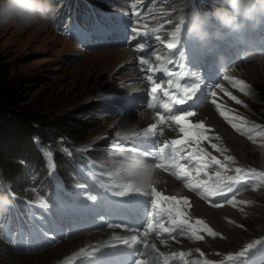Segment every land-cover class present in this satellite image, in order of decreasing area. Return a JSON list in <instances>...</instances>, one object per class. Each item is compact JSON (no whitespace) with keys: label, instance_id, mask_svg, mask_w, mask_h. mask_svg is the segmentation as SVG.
Wrapping results in <instances>:
<instances>
[{"label":"rangeland","instance_id":"obj_1","mask_svg":"<svg viewBox=\"0 0 264 264\" xmlns=\"http://www.w3.org/2000/svg\"><path fill=\"white\" fill-rule=\"evenodd\" d=\"M211 1L212 8L217 0ZM52 4L54 15L45 23L26 29H18L11 25L0 27V48L8 57L7 63L10 65L11 73L22 77L27 86L24 95L27 106L51 119L70 116L78 122L83 139L76 141L68 134H64L57 139L59 145L55 143L51 147L49 144H40L39 148L52 172L57 171L53 159L56 152L68 158H72L71 154L77 159L79 155L92 158L90 166L93 169L83 167V174L87 177H78V180L70 184L73 188L70 190H74L78 198L71 203L75 208L85 209L90 206L89 204L96 203L100 199L101 191L107 190L101 187V183L105 185L113 183V180L105 175L113 160L134 156L150 164L156 161L154 155L142 158L141 151L139 153L129 151L137 148L138 143L142 141L140 140L142 135H135L145 132L137 127L138 117L147 112L150 98L148 90L138 89L140 70L143 81H147L148 66L140 64L141 58L150 57L144 56L148 49H142L144 52L140 49V44L143 43L145 46L147 42L135 36L139 30L155 27L157 24H152L153 18L165 9H175L178 13L181 12L182 7L174 8L173 0H52ZM73 7L75 11L71 10ZM94 12L105 16L108 22L113 24L111 33L104 36L93 35L86 29L87 40L72 38L68 32H72L75 24L82 22L84 16L89 17ZM147 14L152 15V18L144 19ZM231 51L234 53L230 54ZM164 53L161 51L160 55ZM229 54L228 64L223 69L217 67L219 72H213L219 77L218 84L207 87L205 93L208 103L216 107L219 118L235 139L225 140L202 120L194 122H204L205 127L211 129V133L217 136V140L213 142L216 148L207 145L211 148V157L231 156L236 165L264 171V93L258 88V83H256L257 88L253 89L254 85L250 78L248 79L251 83H246L250 85L245 90L247 95L239 86H234L235 80H231L227 85L223 83L224 71L233 70L241 62H246L241 58L240 51L234 47L228 51ZM233 96L236 99H232ZM237 100L241 103H237ZM113 102L114 106H112ZM222 112L225 115H221ZM232 124L248 125L257 129L254 134H250L252 139H249L250 135L245 133H242L245 136L242 135L239 130L232 127ZM175 131L181 136L179 130ZM156 132L160 131L156 130ZM164 135L162 132L157 133L155 144L164 141ZM145 151L152 153V148ZM188 151L189 149H185V152ZM60 178L56 176L55 184L51 181L49 185L40 179L27 188L31 198L28 196L25 198L32 201L38 209L39 212L36 211L40 216L38 221L55 216V202L62 200V197L60 192H54L49 187L52 184L58 186L61 182ZM117 179H121L120 175ZM182 187L183 194L174 195L163 190L160 192L155 183L152 184V188L156 191L165 193L162 196L174 195L180 200L187 197L190 205L182 204L181 211L187 214L190 222L195 223L196 220L202 219L221 235L210 237L207 232L201 231L199 234L203 235L204 239L200 241L189 238L190 234L184 235L162 243V249L167 251L165 255L184 252L189 264H193L196 260L215 264L224 261L229 255L235 258L247 245L260 239L264 234V188L249 191L234 199L233 204L221 203V207H215L204 202L200 196L191 195L192 190L188 187L184 185ZM16 190L19 195L22 194L19 189ZM146 190L151 191V188ZM114 191L115 189L108 194H114ZM89 195H96V200H90ZM151 199L155 200V193L152 194ZM40 201L46 203L47 207H43ZM3 217L4 215L0 216V225L4 224ZM94 217H90L91 222H89L87 217L75 215L72 218L78 220L77 228H63L61 237L55 233L51 234L48 246L36 252L26 251L21 246L18 248L22 250L16 249L14 241L3 239L0 235V264H11L10 259L13 257L21 258L23 264H57L70 256L62 249L67 242L80 240L89 232L94 234L97 230L104 229V222L96 217V220L101 221L102 226H99L98 223H94L92 219ZM148 218L153 220L151 209ZM57 219L55 221H58ZM84 219L87 222H84ZM32 222L31 220V224ZM133 222L136 227L124 226L131 232L141 231L144 234L147 224L144 223L141 227L138 218H133ZM118 224L120 223L117 222L115 225ZM56 251L58 254L53 259H49ZM110 251H112L110 248H103L100 254ZM84 255H77L74 264H92L89 260L82 259ZM153 255L158 254L153 253ZM172 258L175 260L174 258L177 257ZM62 264L71 263L66 261Z\"/></svg>","mask_w":264,"mask_h":264},{"label":"snow or ice","instance_id":"obj_2","mask_svg":"<svg viewBox=\"0 0 264 264\" xmlns=\"http://www.w3.org/2000/svg\"><path fill=\"white\" fill-rule=\"evenodd\" d=\"M153 33L159 31V29H152ZM181 33V28L179 23L177 24L175 31L171 33L173 37V41L167 44L168 49H172L175 47L176 43L179 42V35ZM148 35L149 33H144ZM137 35H140L137 32ZM159 39V37H157ZM144 48V44H140V49ZM183 52L180 53V56L183 57ZM150 57L154 56L156 61H161V65L159 69H155L152 67V63L150 58L145 59L141 58L140 64L147 65L149 71L160 70L165 72L168 79V88H175L176 91L170 93L168 89H162L159 83L153 81L151 76L147 77V79L153 83L151 88L152 94V103L149 104V107H156V102L159 100V97L156 95L158 91H162L164 97H167L174 101L177 104H184L187 100H193L196 96L197 91L200 88V78L195 76V81L192 83H178L174 82L173 77L176 75L175 73L168 71L167 68L164 67L166 64H172V60L169 58H164L157 54L155 51L149 54ZM183 67V65H181ZM183 75V74H182ZM194 75V74H193ZM218 78V77H217ZM224 79H233L229 76H225ZM234 86H239L241 91H245L250 85L246 84L243 80H235ZM177 93L179 95H177ZM247 95V92L245 91ZM230 95V94H229ZM202 99H206V93H201ZM198 98V99H200ZM232 99H236V97H232ZM215 103V101H213ZM241 101L237 100V103ZM161 104L164 101H160ZM114 106V102L112 104ZM197 103H192L188 105L187 108L178 109L177 111L184 113L183 115H170L165 117V115L157 112L156 115L159 118V122L164 124L167 120L174 122L176 125H179V132L184 133L183 140H171L164 141L163 145L158 148V153H150L149 151H143L141 153L142 158H148L150 155H154L155 160L157 161L154 164H151L154 168L164 169L165 171L171 169L172 175H174L177 179H183L185 177L189 178L185 181L186 186L196 192L198 195L203 197L204 199H209L211 197H223L226 199L228 204H233L235 199V186L245 182L249 177H253L256 175L264 176V172L256 173L255 169L250 170L249 172H245L242 168H235V176H227L224 177L221 175L220 171H215V177L208 176L206 180H198L197 176L200 175L201 172H205L208 169L209 165L219 166L220 169H226V165L221 162L220 159L216 157H210V154L205 152L203 149H192V152L188 153L187 156L181 155L184 151V147H177V145L187 144L188 141L199 142L200 140H208L209 137L205 134L206 129L203 122L192 124L188 121V117H193L196 115L195 112L190 111V108L197 107ZM221 115H225V113H221ZM157 125L153 123L150 128L146 129L142 134H135L137 136H149L156 129ZM233 128L237 130H242L240 125L232 124ZM251 131V129H249ZM127 138V137H126ZM249 139H252L251 135ZM116 147V145H113ZM143 148L149 149L155 147L154 143L143 144ZM213 148L217 146L215 144L212 145ZM129 151L134 153H139L140 148L129 149ZM220 151V149H217ZM143 160L138 159L137 157H121L112 161L111 166L106 171L105 175H107L110 179L113 180L111 185H105L101 183V187H105L107 190L114 191V195L116 196H127L130 193H142L144 197L147 199H139L137 197H133L130 201H128L130 207L133 210H137L141 213L138 219L141 222V227L144 223L147 224V229L144 232V235H148L151 232L157 233H168L171 234L176 232L177 235H189V238L195 239L197 241L203 240L204 236L200 235L201 231L207 232L210 237H218L221 234L219 232L214 231L208 224H206L202 219H198L195 223L190 222L187 214L181 211V205H190V201L185 197L182 200L177 199L176 196H162L160 192L156 191L155 188H151V191H145L138 188L131 181H124L122 179H117L120 174V169L124 166L134 167L136 165V161ZM180 160H187L188 163L181 164ZM227 160H233V157L228 156ZM191 166V167H190ZM192 167H194L196 176H193ZM205 175L207 173L205 172ZM155 193V200L151 199L152 194ZM228 193H232V196H228ZM90 200L95 201L96 195H89ZM210 203L215 207H221L222 204L218 201L209 200ZM43 207H47V204L43 201H40ZM246 203V202H241ZM152 210V215L154 220H149L148 212ZM166 217L168 222V227H165L164 221L160 219V217ZM126 221H122L121 225H107L108 227H121L122 225H126ZM175 238V237H172ZM163 242V241H162ZM119 245L126 246L127 249H133L134 246L140 245V248L136 251H120L118 253H104L101 256H97V253L101 252L103 248H115ZM254 247L253 244L247 245L244 251L237 254L235 259L241 260L242 258L248 255L250 249ZM199 251V249H197ZM80 252H84L85 255L82 258L83 260H89L92 264H159L160 258H163V264H168V261L172 257L183 258L185 256L184 252L172 253L171 256L165 255L163 252H160L156 246V243H148L139 239L138 235H128V236H113L112 240L108 243L101 244L99 246H94L90 250H86L84 248L80 249ZM153 253H157L158 255H153ZM203 253H201V256ZM116 256L118 259H109L108 257ZM150 257V259H149ZM234 257L232 255L228 256V260L232 261ZM193 264H200L199 260L193 262ZM203 264H210L209 261H204Z\"/></svg>","mask_w":264,"mask_h":264},{"label":"trees","instance_id":"obj_3","mask_svg":"<svg viewBox=\"0 0 264 264\" xmlns=\"http://www.w3.org/2000/svg\"><path fill=\"white\" fill-rule=\"evenodd\" d=\"M191 1L173 0V4L185 5L187 10ZM196 1L203 6L209 0ZM7 60L5 51L0 48V190L12 188L18 194L16 189H19L21 198H31L27 188L34 183L42 179L46 185L51 184L46 178V162L40 152V144L59 145L57 139L64 134L76 141L83 137L78 122L70 116L51 119L25 104L27 86L22 77L11 73ZM83 158L79 156V160H71L56 152L58 173L67 187L71 188V182L76 181L72 172L75 163H80Z\"/></svg>","mask_w":264,"mask_h":264},{"label":"clouds","instance_id":"obj_4","mask_svg":"<svg viewBox=\"0 0 264 264\" xmlns=\"http://www.w3.org/2000/svg\"><path fill=\"white\" fill-rule=\"evenodd\" d=\"M53 15L52 0H0V27L11 25L26 29L47 22ZM178 23L183 36L214 55L218 66L223 69L228 58L218 51L220 43L231 34L264 30V0H217L210 10L201 11L193 7L190 12L178 17ZM240 56L264 71V46L250 43L241 50ZM119 175L141 190L157 182L156 169L143 160L136 161L134 167H122ZM13 207L14 200L9 194L0 192V216Z\"/></svg>","mask_w":264,"mask_h":264},{"label":"bare ground","instance_id":"obj_5","mask_svg":"<svg viewBox=\"0 0 264 264\" xmlns=\"http://www.w3.org/2000/svg\"><path fill=\"white\" fill-rule=\"evenodd\" d=\"M224 77L229 76L233 79H223V83L227 85L231 80H241L245 79V83H251L254 85L253 89L257 88V84H259L258 88L264 93V71L259 70L258 68L253 67L250 63L241 62L240 65L236 66L233 70H228L226 72H223ZM139 81L140 84L138 86L139 90H149L150 87L147 83V81H143V74L142 71H139ZM250 78V79H248ZM253 79V80H252ZM147 80V78H146ZM224 85V86H225ZM252 89V90H253ZM260 93V92H259ZM243 98V97H242ZM249 98V97H248ZM241 103V102H240ZM229 104V103H228ZM196 113L195 116L188 118V121L190 123H193L195 120H202L207 124L208 127L213 128L219 135H221L225 140L229 139H235L233 135L229 133L225 125L222 123L221 119L218 116V111L216 107L212 106L208 103L207 99H203L200 101L199 105L196 107V109L193 111ZM155 123L157 125L156 130L163 133L165 136L164 141H171V140H183L184 136H178L175 130H179V125H176L174 122L167 120L166 123L161 124L159 122V118L156 114L150 111L149 106L147 109V112L143 113L138 117V125L142 131H145L146 129L150 128L151 125ZM237 139V137H236ZM238 140V139H237ZM163 141V142H164ZM163 145V143L161 144ZM156 163V162H154ZM152 163V164H154ZM157 173V182H155V186L160 192L162 190L164 192H172L175 195L183 194V187L182 185L178 184L175 180L174 176L166 175L160 168H155ZM147 191V190H146ZM135 193V192H133ZM136 195L143 196L142 193H135ZM104 229L103 230H97V233L90 234L87 233L83 238L80 240H73L72 242H67L65 245H63L62 249L64 253H69L70 256L65 257L64 259L60 260L57 264L66 263V261H69L71 264L75 263V257L77 255L85 254L84 252H80L81 248H84L86 250H90L94 246H99L101 244L108 243L112 240L113 236H128V235H138L139 239L146 241L148 243H156V246L159 250H162V243L156 240V238H152L148 235H144L141 233V231L138 232H131L130 230H123L122 228L117 227H108L107 225L114 223L109 222L104 218ZM144 226V224H143ZM123 227V225H122ZM141 228V227H139ZM96 230V229H92ZM65 243V242H64ZM140 245L135 246V250L138 249ZM117 247V246H116ZM115 248H110L111 250ZM109 250V249H108ZM115 250L113 252H115ZM56 251L55 253L51 254L49 259H53L54 256H56L58 253ZM106 253V252H105ZM97 256H100L99 253L96 254ZM74 261V262H72ZM11 264H23V260L18 257H13L10 259ZM91 262V261H90Z\"/></svg>","mask_w":264,"mask_h":264}]
</instances>
